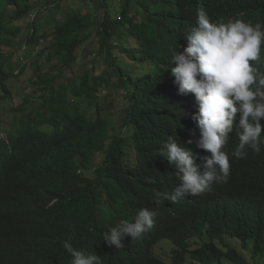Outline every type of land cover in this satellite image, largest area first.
<instances>
[{
  "label": "trees",
  "instance_id": "1",
  "mask_svg": "<svg viewBox=\"0 0 264 264\" xmlns=\"http://www.w3.org/2000/svg\"><path fill=\"white\" fill-rule=\"evenodd\" d=\"M93 1L102 12L95 21L87 12L66 10L61 18L53 16L50 32L41 22H29L25 43L49 40V56L58 59L60 71L77 62V49L92 33L110 70L86 71L72 98L67 84L56 86L57 74L38 72L32 85L40 93L31 88L21 106L11 109L13 124L0 121V264H70L65 240L97 254L102 264H169L152 250L162 240L174 245L172 264H248L243 251L260 264L264 144L256 154L245 149L251 157L237 160L236 176L224 188L214 182L181 204L157 205L154 197L179 183L161 153L167 137L187 138L176 128L178 120L171 122V110L186 99L168 73L169 48L177 47L173 41L183 43L198 9L212 20L264 22V0H121L118 11L113 0ZM50 2L60 7V0H0L2 98L10 95L6 81L13 75L5 69L3 46H12L19 31L8 24ZM111 85L124 89L128 100L118 125L99 104L101 87L112 90ZM35 97L40 105L25 112ZM237 143L229 142L231 159ZM96 153L104 159L89 176ZM141 206L157 213L146 233L150 245L144 237L125 236L122 248L109 247L103 233Z\"/></svg>",
  "mask_w": 264,
  "mask_h": 264
},
{
  "label": "clouds",
  "instance_id": "2",
  "mask_svg": "<svg viewBox=\"0 0 264 264\" xmlns=\"http://www.w3.org/2000/svg\"><path fill=\"white\" fill-rule=\"evenodd\" d=\"M33 11L29 22L39 16L38 9ZM173 43L177 47L169 48L168 73L174 76L178 94L186 100L172 109L170 116L173 115L171 122L178 120L176 128L183 129L186 133L180 134L187 138L180 141L169 135L163 145L161 153L172 170L174 165L179 183L170 193H156L157 205L162 200L181 204L185 196L209 191L214 182L224 188L236 176L237 160H249L251 152L259 153L264 144V22L241 18L212 20L201 8L183 43ZM8 98L9 95L5 99ZM28 109L31 110L26 107L25 112L30 113ZM234 138L238 143L231 159L229 142ZM248 148L252 151L246 152ZM103 159V153L95 154L89 176L95 175ZM156 215L152 208L141 206L108 228L103 241L120 249L123 237H131L132 241L144 237L145 245H150L146 233L155 227ZM162 242L166 241L152 247L156 256V247ZM166 243L174 249L172 242ZM62 246L71 256L70 264H102L97 254L77 249L68 240Z\"/></svg>",
  "mask_w": 264,
  "mask_h": 264
},
{
  "label": "rangeland",
  "instance_id": "3",
  "mask_svg": "<svg viewBox=\"0 0 264 264\" xmlns=\"http://www.w3.org/2000/svg\"><path fill=\"white\" fill-rule=\"evenodd\" d=\"M121 0H113V6L118 11ZM60 7L55 9L53 2L42 3L38 8L39 16L36 21L41 22L47 26V32L51 31L53 23V16L61 18L66 10H79L83 13L87 12L92 17V21L100 18L101 11L97 10V4L93 0H60ZM110 12V8L108 9ZM34 14L31 12L29 17H23L18 21L10 23V28H18L19 31L15 37L14 43L10 47L4 46V58L5 69H11L13 75L6 81V86L10 91L8 99L2 98L3 93L0 90V121L4 124L13 122L12 113L10 108L15 107L23 102L25 96L31 88L40 93V87L32 85V82L38 80V72H47L48 77L57 74L56 86L59 84H67L69 87L70 98L72 90L75 88L79 81V77L86 71L94 74H99L102 71L108 72L110 67L105 62V56L99 53V38L94 33L90 35L87 41H85L76 51L78 60L71 68L63 69L60 71V62L57 58L49 56V40H41L33 47L28 46L25 43L29 30L30 16ZM112 90H108L106 87H101L99 93V104L103 109V115L109 118L112 124L118 125L123 118V109L126 106L128 100L125 97V90L117 85H111ZM40 99L35 97L32 102L27 103L26 107L33 109L40 105ZM47 120H51L50 117ZM13 124V123H12ZM4 132V130H1ZM0 132V137L3 135ZM89 173V172H88ZM170 242L169 240H165ZM162 242L156 247V253L167 263H171V244ZM235 244L236 242L233 241ZM242 255L247 260L248 264H253V260L248 256L245 251ZM260 264H264V259L259 261Z\"/></svg>",
  "mask_w": 264,
  "mask_h": 264
}]
</instances>
